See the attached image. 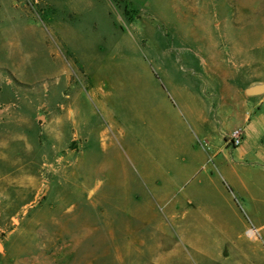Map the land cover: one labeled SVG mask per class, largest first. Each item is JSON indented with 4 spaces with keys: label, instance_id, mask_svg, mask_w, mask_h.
Instances as JSON below:
<instances>
[{
    "label": "rangeland",
    "instance_id": "obj_1",
    "mask_svg": "<svg viewBox=\"0 0 264 264\" xmlns=\"http://www.w3.org/2000/svg\"><path fill=\"white\" fill-rule=\"evenodd\" d=\"M262 57L264 0H0L4 94L10 76L19 99L28 95L38 107V99L49 96L43 97L45 108L31 111L33 103L23 110L24 117L31 111L38 126L45 116L51 123L55 96L73 110L80 131L91 129L86 141L76 142L82 151L73 158L74 172L62 155L57 172L19 173L25 160L32 164L29 169L40 167L31 141L36 128L8 116L0 124V186L13 176L45 183L46 193L51 181L49 194L62 198L48 195L29 207L33 219L27 225L28 217L20 216L8 247L31 241L39 208L40 227L64 231L72 241L56 264H121V258L123 264H149L161 239L150 237L143 224L136 227L137 208L138 215L166 223L167 246L185 235L190 247L158 264H202L198 251L216 264H264V170L238 168L229 180L211 159L195 173L181 167L189 152L210 151L213 128L216 135L238 127L234 118L227 119L229 109L214 114L216 106L209 133L202 127L200 114L216 105L223 85L214 70L236 65L246 76L253 70L254 79H264ZM7 103V97L0 98V105ZM42 140L39 133L36 141ZM205 142L209 150L202 147ZM261 144L264 149V135ZM50 153L45 151V163H52ZM82 184L95 188L94 201L100 192L106 194L103 216L89 212ZM131 193L142 204L151 202L152 210L149 214L132 204L135 212L128 223L124 196ZM31 197L26 194L12 210L22 212ZM167 206L177 208L173 219ZM177 222L186 224L183 235ZM90 224L98 229L82 231ZM249 229H255L257 239L248 236ZM130 230L137 235V253L123 250L122 233ZM132 239L125 237V244Z\"/></svg>",
    "mask_w": 264,
    "mask_h": 264
},
{
    "label": "crops",
    "instance_id": "obj_2",
    "mask_svg": "<svg viewBox=\"0 0 264 264\" xmlns=\"http://www.w3.org/2000/svg\"><path fill=\"white\" fill-rule=\"evenodd\" d=\"M248 56L245 60H248ZM261 63L264 64V57L261 58ZM246 66V65H245ZM248 67V65L246 66ZM252 67V66H251ZM217 70V71H216ZM214 70L217 72L223 82V85L219 87V97L217 98L216 105L215 103H211L206 106L207 111L200 114V122L202 127H205L209 133V130L212 128L210 126V122H212V111L216 106V111L214 114L220 113L219 110L225 109L230 110V113L227 115V119L234 118L236 120L237 126H240L244 129V140L239 145L234 147L233 149H227L224 146V131L218 132L215 134L213 128V133L210 136V140L212 141V148L210 151L203 155L196 154L195 152H189V159L182 163L181 167L190 169L191 172L195 173L200 168H203L208 164L209 159L212 160L213 166L222 174L224 179H231L234 177L235 173L237 172L238 168H255L258 167L260 170H264V149H262V138L264 135V89L259 93H248L246 90L248 87L258 84L264 83V79H254L253 70L249 71V74L246 76L240 70H238V66L234 65L232 70H224L220 71L218 69ZM259 73H256L255 76H258ZM260 75L263 77V73L260 72ZM8 82V94H4V90L0 85V98H8V103L4 105H0V124L5 120L6 117H15L19 121H23L28 125H33L36 128V133L33 135L32 141V148H35V155L39 157L37 163L39 164V169H29L32 164L27 162L26 160L22 165L20 172H38L41 174H48L51 172H57L60 167L61 156L66 155L69 157V166L73 171V158L76 160V156L78 152L82 151V148L76 145L77 141H84L87 140L88 133L91 132L90 127L87 128V131H80L77 126V122L73 120V110L70 107H66L63 103L62 99L58 97H53L52 102V122H49L48 116H45L44 119H40L39 126L36 123L34 117H32L31 111H34L36 108L41 109L45 108L46 104L43 97H46L48 100V95H43L38 99V106L37 102H30V97L24 96L22 99L18 98L17 92L14 87L11 85L12 79L10 76L6 77ZM5 95V96H4ZM17 95V96H15ZM35 103L33 110L29 111L28 116L24 117L25 109H30L29 107L31 104ZM50 103V102H49ZM2 104V103H1ZM211 110V112H210ZM33 113V112H32ZM38 118V116H37ZM38 121V120H37ZM43 135V140L41 143L36 141V136L38 134ZM83 133V135H82ZM103 146H105L106 140V130H102L101 137H100ZM67 142V152L62 153V146ZM202 147L206 150H209L210 145H207V142L202 144ZM51 149L52 153V163H45V151ZM249 160H254L257 162L255 165L253 162L248 163ZM29 167V168H28ZM26 168V169H25ZM74 172V171H73ZM208 180L212 181L210 177ZM220 181V180H219ZM50 182L46 184V193H42L45 189V183H39L38 181H19L18 179H14L13 176L8 180V183L4 186H0V264H56L60 261L61 253H63L71 244L72 241L66 237V233L64 231L58 232L56 230H43L40 225V221L38 219L39 211L37 209L34 210V220L35 224H37V231L36 234L30 235L31 241L33 244L31 246H26L25 243L31 242L26 241L22 242L24 244L19 245L17 247H8V241L11 237V234L15 230V228L20 224V219L22 215L28 217V221L25 220V223L30 222L29 219L30 215L27 212L29 207L38 206L41 203V200L45 198L49 194ZM14 186V192H10L8 189L9 186ZM82 187L85 189V197L89 202L90 211L89 209L86 210V213L89 212H99L100 216L104 214V201L106 199V194L100 192L101 197L98 201H94L92 198V194L95 191V188L87 189L82 184ZM87 190V191H86ZM45 192V191H44ZM26 194H31V199L27 202L23 203L22 212H14L12 210V206L15 202L22 200ZM41 194V195H40ZM51 199L58 200L62 198H54L50 195ZM124 206L126 211L128 212V217L126 218V222L132 223L131 217L133 216V208L134 206L141 207L143 206L147 213L151 212V202H147V204H142L137 199L138 194L131 193L124 196ZM86 209V208H85ZM144 210V211H145ZM177 208L167 206L166 212L170 218H174L177 215ZM89 211V212H88ZM135 212V211H134ZM138 209L136 208L137 216L136 220V227H139L143 224L148 229V233L150 237L161 239L158 248L153 250L151 256H149V264H158L159 261H165L169 259V255L172 253H182L185 250L189 251L190 247L184 243L183 231H185V226L183 222H177L178 229H181L182 235L179 236L178 240H173L174 245L167 246V238L169 237L166 230V223L160 218H152L148 219L146 216L138 215ZM56 220V219H55ZM15 221V222H14ZM89 220L87 219V222ZM90 222V221H89ZM10 226L8 228V225ZM102 223V221H101ZM28 225V223H27ZM91 225V224H90ZM89 227L92 229H98L96 226L95 228L91 226L83 227L82 231L89 232ZM101 227V224H100ZM135 227V228H136ZM135 230V229H134ZM255 230V229H254ZM253 229H249L247 231L248 236L251 239H257L258 235L255 233ZM125 231V230H123ZM131 231V230H130ZM125 237L133 238L131 241L132 243L125 244ZM137 237L136 233L133 231L122 233V240H123V250L125 251L137 253L139 252V246L136 242L135 238ZM62 238H67V240H62ZM169 239V238H168ZM65 242V243H64ZM129 242V241H128ZM63 243V244H62ZM191 245V244H190ZM156 246V245H155ZM174 246L177 247L174 249ZM71 248V247H70ZM131 250V251H130ZM148 251H152L149 249ZM159 255H158V254ZM202 256V264H214L215 260H211V256L204 255L202 252H196ZM8 256H10L11 261L8 262ZM208 259H205V258ZM170 260V259H169ZM124 263L121 258V264ZM216 264V263H215Z\"/></svg>",
    "mask_w": 264,
    "mask_h": 264
},
{
    "label": "built area",
    "instance_id": "obj_3",
    "mask_svg": "<svg viewBox=\"0 0 264 264\" xmlns=\"http://www.w3.org/2000/svg\"><path fill=\"white\" fill-rule=\"evenodd\" d=\"M224 140L227 145L239 146L244 140V129L240 126L233 128L225 134Z\"/></svg>",
    "mask_w": 264,
    "mask_h": 264
},
{
    "label": "water",
    "instance_id": "obj_4",
    "mask_svg": "<svg viewBox=\"0 0 264 264\" xmlns=\"http://www.w3.org/2000/svg\"><path fill=\"white\" fill-rule=\"evenodd\" d=\"M264 89V84H255L247 88L248 93H259Z\"/></svg>",
    "mask_w": 264,
    "mask_h": 264
}]
</instances>
